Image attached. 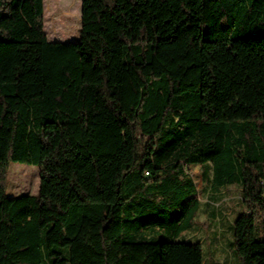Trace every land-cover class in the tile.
I'll use <instances>...</instances> for the list:
<instances>
[{
  "label": "trees",
  "instance_id": "trees-1",
  "mask_svg": "<svg viewBox=\"0 0 264 264\" xmlns=\"http://www.w3.org/2000/svg\"><path fill=\"white\" fill-rule=\"evenodd\" d=\"M13 163L37 194L9 196ZM190 167L212 225L239 190L223 238L264 264V0H82L77 41L0 0V264H206Z\"/></svg>",
  "mask_w": 264,
  "mask_h": 264
},
{
  "label": "rangeland",
  "instance_id": "rangeland-1",
  "mask_svg": "<svg viewBox=\"0 0 264 264\" xmlns=\"http://www.w3.org/2000/svg\"><path fill=\"white\" fill-rule=\"evenodd\" d=\"M82 0H78L77 9L74 13H68L62 5L61 0H44V26L45 32L50 41H77L79 39V30L81 28ZM190 175L193 177L197 189L198 198L203 204L202 210L198 216V229L188 236L190 239L200 240L204 243V253H214L210 255L212 264H217L216 260H226L224 264H233L228 253L227 240L213 233V218L210 208L206 206L208 202L209 190L205 189L202 182V173L199 167H190ZM40 186V170L38 167L13 163L9 167L7 175V191L9 196H21L24 194L35 195ZM227 200L220 207L223 214L227 217V225L234 222V218L240 211L239 208V190L232 187L228 190ZM218 216L215 224L218 223L220 229L221 223ZM233 217V220H232ZM212 225V228H211ZM211 228V229H210ZM217 228V229H218ZM222 228V227H221ZM218 229V230H219ZM189 232L183 231L184 238ZM227 233V234H226ZM227 238L229 237L226 231ZM217 236V237H216ZM234 261V260H233ZM223 264V263H219ZM236 264V263H234Z\"/></svg>",
  "mask_w": 264,
  "mask_h": 264
},
{
  "label": "crops",
  "instance_id": "crops-1",
  "mask_svg": "<svg viewBox=\"0 0 264 264\" xmlns=\"http://www.w3.org/2000/svg\"><path fill=\"white\" fill-rule=\"evenodd\" d=\"M227 194H228V192L227 191H224L223 192V196H224V198L222 199V201L221 202H219L218 204H216V206L215 207H220V205L224 202V201H226L227 200ZM210 197V194L208 195V198ZM211 198H213V197H211ZM208 202H209V200H208ZM208 202H207V204L206 205H208ZM220 211H221V209H219ZM225 216V215H224ZM225 219H227V217L225 216ZM218 228V226H217V224H215L214 223V227H213V233L215 234V235H219L220 234V237L221 238H223V236H225V229H224V226H223V229L221 228V229H217ZM229 242V241H228ZM229 251H228V253L230 254V257H232L233 258V260H231L232 262H233V264L234 263H236L237 264V260H236V258L234 257V255H233V253H232V251L230 250V249H228ZM213 255L214 253L212 252V253H208L207 252V262H206V264H212V262L210 261V258H212L210 255ZM225 259L224 260H222V259H219L218 258V260H216V263L217 264H219V263H225Z\"/></svg>",
  "mask_w": 264,
  "mask_h": 264
}]
</instances>
